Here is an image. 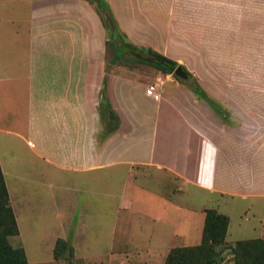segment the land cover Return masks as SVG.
Returning a JSON list of instances; mask_svg holds the SVG:
<instances>
[{
  "label": "crops",
  "instance_id": "1",
  "mask_svg": "<svg viewBox=\"0 0 264 264\" xmlns=\"http://www.w3.org/2000/svg\"><path fill=\"white\" fill-rule=\"evenodd\" d=\"M120 2L112 5L120 29L134 43L160 52L149 41L150 18L134 3L127 18ZM106 40L98 7L88 0H0V169L19 231L14 236L20 235L19 200L12 199L17 189L7 179L13 160L2 141L7 133L29 146V137L38 138L33 153L59 168L88 173L138 166L215 194L229 217L226 238L240 232L241 214L238 219L232 215L240 204V212L252 217V235L244 239L264 237V93L232 92L229 99L214 95L227 111L223 122L169 74L158 71L144 80L112 71L105 59ZM154 82L158 87L149 96L145 89ZM239 82L238 76L227 81ZM103 102L113 110L117 127L105 125ZM48 133L52 153L44 144ZM73 205L64 201V213L70 214L66 208ZM188 206L170 210L163 220L145 215L122 225L114 242L121 245L111 247L106 260L162 264L171 247L199 243L206 207ZM119 208L129 211L132 203L122 198ZM124 219L131 220L125 216L115 223ZM58 238L65 236H56L55 242Z\"/></svg>",
  "mask_w": 264,
  "mask_h": 264
},
{
  "label": "rangeland",
  "instance_id": "2",
  "mask_svg": "<svg viewBox=\"0 0 264 264\" xmlns=\"http://www.w3.org/2000/svg\"><path fill=\"white\" fill-rule=\"evenodd\" d=\"M102 1L114 15L112 5L118 0ZM119 1L123 3L122 14L127 18L132 15L133 3L150 18V43L184 66L213 98L224 94L229 99L232 92L264 93V0ZM105 59L112 71L126 72L144 80L154 79L158 74L148 65L112 63L110 47H107ZM231 76H238L239 84H228ZM189 80L187 78L185 82ZM227 102L235 103V100ZM108 109L107 102H103L100 113L105 125L117 127L116 117L111 118L113 110ZM28 139L30 146L15 139L13 134L2 137L13 158L12 176L7 177L17 189L12 199L15 195L19 200L15 201V213L20 235L10 236L9 241L24 247L28 264H119L106 259L111 247L121 245L114 242L122 225L136 223L145 215L163 220L170 210L186 204L189 209L197 210L216 208L219 203V211L224 212L217 195L182 186L177 180L150 168L137 166L134 171H129V166L120 165L81 173L56 167L33 153L32 148L39 149L38 138ZM53 142L51 134H46L44 144L49 153L55 150ZM122 198L132 203L131 210L119 208ZM70 200L74 205L66 208L71 212L66 214L63 202ZM232 205L231 201L229 206ZM242 208L239 204L232 214L237 219L241 214L242 225L239 234L231 231L228 235V245H232L236 237L244 239L252 235L249 228L252 217L240 212ZM66 215L64 225L60 222ZM125 216L131 220L115 223ZM63 235L67 243L63 251L69 247L66 257L56 256L53 251L56 236ZM226 251L219 264H233L231 252ZM121 264L134 262L123 259Z\"/></svg>",
  "mask_w": 264,
  "mask_h": 264
},
{
  "label": "trees",
  "instance_id": "3",
  "mask_svg": "<svg viewBox=\"0 0 264 264\" xmlns=\"http://www.w3.org/2000/svg\"><path fill=\"white\" fill-rule=\"evenodd\" d=\"M88 1L98 7L107 31L105 44L106 50L107 47L111 48L112 63L133 62L151 66L162 74H172L181 84L187 86L199 101L207 104L215 115L225 122L227 111L224 106L210 96L184 66L181 65L190 78V82H185L175 75L174 70L179 65L177 61L152 47L130 42L105 2L102 0ZM204 214L200 242L171 247L162 264H219L226 250L231 252L233 264H264V237L239 239L232 245H228L226 235L229 217L213 207L205 208ZM18 232L0 169V264H28L24 247L15 246L9 241V237L17 235ZM66 245L64 239L58 238L53 249L55 255H64L63 249Z\"/></svg>",
  "mask_w": 264,
  "mask_h": 264
},
{
  "label": "water",
  "instance_id": "4",
  "mask_svg": "<svg viewBox=\"0 0 264 264\" xmlns=\"http://www.w3.org/2000/svg\"><path fill=\"white\" fill-rule=\"evenodd\" d=\"M174 73L176 76H178L180 79H187V73L182 69L181 65H178L175 70ZM69 255V247H66V249L64 250V256H68Z\"/></svg>",
  "mask_w": 264,
  "mask_h": 264
},
{
  "label": "built area",
  "instance_id": "5",
  "mask_svg": "<svg viewBox=\"0 0 264 264\" xmlns=\"http://www.w3.org/2000/svg\"><path fill=\"white\" fill-rule=\"evenodd\" d=\"M157 87H158V83L157 82L151 83L145 89V93L147 95H149V96H152V95L155 94Z\"/></svg>",
  "mask_w": 264,
  "mask_h": 264
}]
</instances>
